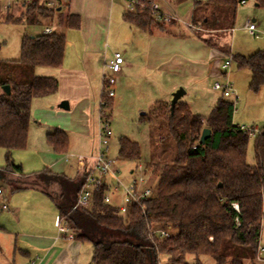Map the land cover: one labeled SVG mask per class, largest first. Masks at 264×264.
<instances>
[{
  "label": "trees",
  "instance_id": "obj_1",
  "mask_svg": "<svg viewBox=\"0 0 264 264\" xmlns=\"http://www.w3.org/2000/svg\"><path fill=\"white\" fill-rule=\"evenodd\" d=\"M239 1H198L191 25L198 29L197 25H201L203 31L230 29ZM255 2L257 7L264 8V0ZM150 3L152 0H147L143 8L127 11L123 20L149 33L152 28L164 29L151 15ZM14 6L4 14L0 7V22L49 23L55 13L54 9L34 1L18 5L22 13L13 18L10 10ZM59 21L65 28L78 27L74 16ZM202 40L215 47L210 39ZM64 50L63 34L23 36L18 63L33 69H58ZM235 60L239 68L250 71L249 89L257 92L264 84V52L257 51L247 58L235 56ZM57 89L58 81L54 78L31 75L29 81L19 83L13 81L11 74L0 75V149L5 151L2 176L12 175L16 180L26 176L13 162L11 152L26 147L33 99L51 96ZM101 102V110L109 120L106 110L111 108L112 98L101 93ZM155 113L164 120L176 144L177 156L171 163L146 166L144 173L151 168V176L157 182H153L152 196L140 206L131 207L125 216L119 215L116 207L103 202L106 192L103 186L94 193L89 209L72 210L88 172L69 180L45 170L40 175L59 183V195L53 199L40 190L53 201L59 218L67 224L74 239L91 244L90 264H159L160 256L166 257L167 264H186V255L209 256L215 264H256L264 221V130L257 134L253 130L241 131L232 123L234 103L222 99L207 117L193 114L179 100L172 110L170 105L161 104ZM203 129L210 130V137L200 143ZM253 133L255 163L250 165L246 153ZM46 143L55 154L67 152L68 139L61 130L47 134ZM118 145L121 161H139L136 143L121 138ZM21 188L19 185L13 190ZM153 228H170L178 233L167 239L150 237Z\"/></svg>",
  "mask_w": 264,
  "mask_h": 264
},
{
  "label": "crops",
  "instance_id": "obj_2",
  "mask_svg": "<svg viewBox=\"0 0 264 264\" xmlns=\"http://www.w3.org/2000/svg\"><path fill=\"white\" fill-rule=\"evenodd\" d=\"M54 1L35 0L44 7ZM198 1L201 0H152L163 15L175 16L179 21L172 25L158 23L164 25V29L152 28L150 33L123 20L128 9L122 0H67L65 5L54 9L52 22L45 28L51 27L53 32L65 37L62 65L58 69L37 67L39 73L36 75L56 79L58 89L51 96L36 98L31 102L27 143L24 148L31 155L27 158L28 163H25V159H17L22 173L37 175L48 170L53 174L63 175L66 179L75 180L83 172L90 170L97 152L100 131L98 114L103 84L100 75L102 73L103 79L107 72V62L115 53L123 57L125 64L117 76L112 106L116 98L127 91L131 82H151L150 87H162L165 93L172 94L183 86L179 78L203 79L217 73L219 59L228 55H231L237 68L241 69L235 56H247L232 54L224 38L221 41L229 48L226 52L217 45L211 47L202 40L217 33H225V36L233 34L235 21L232 28L220 31H203L201 25H197L199 29L192 26L197 8L195 4ZM16 7L19 14L20 9L18 5L14 8ZM66 16L77 17L78 27L69 29L61 25L59 20ZM56 19L58 30L50 25ZM248 22L244 23L242 31L254 40H263V43L251 48H262L263 50L258 51L264 52V33L256 34L255 27L251 34L246 28ZM253 22L252 19L250 23ZM223 64L220 65V70L226 76L231 64L227 71L222 69ZM239 74L244 75L243 79L250 75L251 79L250 71H240ZM161 78L164 85L160 83ZM171 98L172 95L162 103H168ZM94 115L97 117V133L91 130ZM56 129L63 131L67 139L68 134L77 136L81 140L78 144L83 145L82 149L78 151L68 139L65 154L53 153L46 143V136ZM75 150L82 152L79 153L84 159L82 167L76 163V156L72 153ZM72 159L75 165L74 162L71 164ZM70 164L72 166H68ZM31 165L34 167L24 168ZM72 169L75 170L74 175L69 174ZM11 178L16 179L15 176L8 175V179ZM20 186L22 188L18 190L10 189V195L5 198L7 204L3 205L9 212L0 218V246L5 251L4 260H1L3 251L0 252V264L90 263L92 249H86L88 243L69 240L57 233L56 221L59 215L53 201L38 187ZM119 197L113 194L112 203L115 198L120 202ZM17 254L21 257L18 262Z\"/></svg>",
  "mask_w": 264,
  "mask_h": 264
},
{
  "label": "rangeland",
  "instance_id": "obj_3",
  "mask_svg": "<svg viewBox=\"0 0 264 264\" xmlns=\"http://www.w3.org/2000/svg\"><path fill=\"white\" fill-rule=\"evenodd\" d=\"M7 3V0H0L2 13L5 11L4 8ZM47 8L52 9L51 7ZM16 9L17 7L10 10L13 18L19 17L20 13H22L20 10L19 14H17L18 10ZM209 9L214 8L209 7ZM36 19L40 21L38 17H36ZM235 19L234 33H229L226 36L225 33L213 34L209 37V39L213 41L212 44L217 45L220 50L226 52L227 47L221 41L222 38H224L228 47L230 46L232 54L246 55L247 57L256 53L258 50H263L262 48H254V50L251 48L256 44L263 43V40H254L246 32L242 31V27L246 21L250 22L253 19V24L256 27V34L260 35L264 33V8L256 7L255 0H246V5L238 6ZM49 23L45 20H42L40 24L26 23L24 20L16 24L0 22V75L11 74L13 81L20 83L29 81L31 75L33 76L39 73L37 72V68L33 69L18 63L20 60V45L23 36L32 37L38 35L46 26H49ZM50 25L53 27L55 26V30H58L57 19ZM229 57L231 58V67L228 71V75L225 76L223 75L224 72L220 70V65L228 61ZM217 64V73L211 74L206 78H197L195 80L190 78H179L183 86L179 87L175 92L178 90L184 91V95L179 101L186 103L193 114L200 115L201 117H207L218 100L230 101L234 103L232 123L235 126L253 130L256 134L264 130V84L257 92L251 91L249 89L250 75L245 76L243 79L244 75L239 74L240 71L249 72V70L247 68L238 69L231 55L226 56V58L223 57L221 60L219 59ZM100 80H102V73L100 75ZM160 83L164 85L163 78H161ZM216 83L220 85L228 83L233 89V94L226 98L223 97L221 91H213V85ZM115 85L113 86V90ZM150 85L151 82L142 84L138 82L129 83L127 91L120 94L118 99L116 98L114 106L106 110L109 116L108 121L112 133L109 139L107 157L114 162L111 170L116 173L118 172V174H116L117 178L123 181L130 177L129 173L136 170L137 166H141L144 170L147 165L171 163L177 156L176 144L169 134L164 120L157 117L155 113L156 109L161 104L170 105L172 98L168 103L162 102H164L165 98H170V95H173L175 92L167 94L162 87H150ZM97 126V117L94 115L91 130L97 133ZM255 133L251 134L249 137L246 153V161L250 165L255 163L253 151ZM73 135L74 134H68V139H70L69 141L72 143L73 147L77 148L79 151L82 149L83 145H79L78 142L80 139ZM121 138H127L138 145L140 153L138 162L121 161L119 159L118 140ZM78 151H73V155L79 156V153L82 152ZM29 152V150L24 151V149L12 151L11 158L17 165L18 158L25 159V163H28L27 158H30L31 155ZM73 160L74 159L71 160V164H73ZM71 164L68 166H72ZM4 166L5 151L0 149V168ZM26 167L32 168L34 165L24 166L25 169H27ZM34 174H26L25 177H21L19 180L12 178L8 179V175L2 176L0 174V218L9 212L3 207V205L6 206L7 204L5 201L6 195H10V189H16L19 185L28 184L34 187L36 186L44 190L53 199L58 197L60 190L59 183H54L49 180V178L42 177L40 173L37 175ZM69 174L74 175L75 170H70ZM145 176L149 180L150 185H154L153 182H157V179L151 176V168ZM113 203L119 204L120 202L115 198ZM166 231L171 236L178 233L177 230L170 228ZM86 249L91 250V244L88 243ZM2 251L1 260H4L5 251L0 246V252ZM20 258V255L17 254V262ZM196 261L201 264H215V261L211 257L205 255H200L198 258L193 255H186L185 257L186 264H195ZM88 264L90 263L88 262ZM159 264H167L165 256L159 257ZM256 264H264V221L261 225L259 255Z\"/></svg>",
  "mask_w": 264,
  "mask_h": 264
},
{
  "label": "built area",
  "instance_id": "obj_4",
  "mask_svg": "<svg viewBox=\"0 0 264 264\" xmlns=\"http://www.w3.org/2000/svg\"><path fill=\"white\" fill-rule=\"evenodd\" d=\"M4 10L7 11L12 8L14 5L20 4H31L35 0H7ZM128 11H134L136 7L143 8L144 2L147 0H122ZM67 0H55L53 3L48 4V7L56 9L62 5H65ZM246 4V0H240L238 6H243ZM151 15L154 20L159 24H171L172 22H177L179 19L175 16H166L163 15L156 4L153 2L149 4ZM188 27H191L188 25ZM247 30L253 34L255 31V25L248 22L246 24ZM45 35L53 33L51 27H47L42 32ZM257 38V36H255ZM125 62L123 57L119 53H115L112 59L106 65V74L103 75L102 79V88L101 93L108 98H113L114 90L113 86L116 84L117 75L121 72ZM231 64V58H228V61H225L222 65V69L227 71L228 67ZM213 90L221 91L223 97H230L233 94V89L231 85L225 83L220 85L218 83L213 85ZM99 109V122H100V131H99V140L96 155L92 159V167L88 170V175L86 176L82 188L77 196L76 202L72 207V210L77 209H89L92 205V199L94 193L101 187L106 188V192L103 196V202L107 205L116 207L119 215L125 216L128 214V211L133 206H140L141 203L153 194L152 185L149 184V180L145 176L144 170L141 166H137L136 170L129 173L128 179L125 181L117 178L118 172L111 170L113 161L107 157L109 139L111 137V129L109 121L105 118V113ZM243 132L249 131L244 127H239ZM76 163L78 166L82 167L84 165L83 157L76 156ZM1 193V192H0ZM113 194L119 195L120 203L115 206L112 203ZM57 233L60 236H64L69 240H74V234L70 231L67 224L58 217L56 221ZM167 229L153 228L149 231V236L154 237L158 236L163 239L170 238V234L166 231Z\"/></svg>",
  "mask_w": 264,
  "mask_h": 264
},
{
  "label": "water",
  "instance_id": "obj_5",
  "mask_svg": "<svg viewBox=\"0 0 264 264\" xmlns=\"http://www.w3.org/2000/svg\"><path fill=\"white\" fill-rule=\"evenodd\" d=\"M207 1V0H204ZM5 90V88L3 89ZM184 94V91L178 90L172 95V100L170 102V109L172 110L175 103L182 97ZM210 137V130L209 129H203L200 135V143H204L208 138Z\"/></svg>",
  "mask_w": 264,
  "mask_h": 264
}]
</instances>
